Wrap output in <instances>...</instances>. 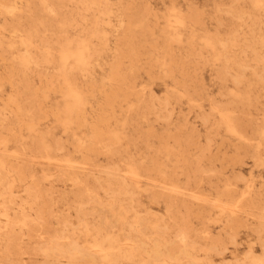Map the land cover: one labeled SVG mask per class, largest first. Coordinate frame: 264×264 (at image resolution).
I'll return each instance as SVG.
<instances>
[{"label": "rangeland", "instance_id": "1", "mask_svg": "<svg viewBox=\"0 0 264 264\" xmlns=\"http://www.w3.org/2000/svg\"><path fill=\"white\" fill-rule=\"evenodd\" d=\"M0 264H264V0H0Z\"/></svg>", "mask_w": 264, "mask_h": 264}]
</instances>
